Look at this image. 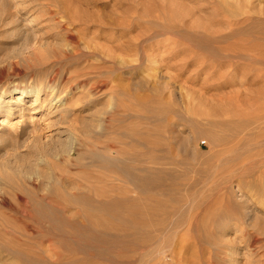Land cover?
<instances>
[{"label": "rangeland", "instance_id": "374dc122", "mask_svg": "<svg viewBox=\"0 0 264 264\" xmlns=\"http://www.w3.org/2000/svg\"><path fill=\"white\" fill-rule=\"evenodd\" d=\"M142 155L160 162L123 180ZM76 180L99 196L65 217L92 214L119 264H264V0H0L2 247L81 264L69 239L21 228L26 200L47 210L40 196Z\"/></svg>", "mask_w": 264, "mask_h": 264}, {"label": "bare ground", "instance_id": "6f19581e", "mask_svg": "<svg viewBox=\"0 0 264 264\" xmlns=\"http://www.w3.org/2000/svg\"><path fill=\"white\" fill-rule=\"evenodd\" d=\"M236 3H239V2H236ZM224 14V13H223ZM233 14V13H232ZM233 21V20H232ZM241 22V20L240 21H238V22H235L234 23V26H235V24H239ZM245 22V21H244ZM253 29V28H252ZM233 31V30H232ZM232 31H230V32H228V33H226V34H223L222 36L224 37V44L227 42V40H228V38H229V36L232 34ZM231 33V34H230ZM220 35V34H219ZM218 35V36H219ZM263 35V34H262ZM216 37V36H215ZM221 37V36H220ZM223 37H222V40H223ZM226 37V38H225ZM179 38H181V37H179ZM257 38V37H256ZM243 39V41H244V38H242ZM248 39L249 38H246L245 40L246 41H244V42H248ZM218 41V40H217ZM216 41V43H219V42H217ZM220 41V40H219ZM235 41V40H234ZM104 44V43H103ZM106 44V43H105ZM188 45L187 46H189L188 47V49H189V53L190 54H192L191 53V50H193V49H191V47L193 46L192 45V42H189V43H187ZM197 44V43H196ZM222 42L220 41V46L222 47ZM231 44H233V43H231ZM219 45V44H218ZM227 46V45H226ZM225 45H223V48L225 47V48H228V47H226ZM229 46V45H228ZM261 46V45H260ZM186 47V46H185ZM199 47V46H198ZM203 47V46H202ZM201 47V48H202ZM187 48V47H186ZM197 48V47H196ZM222 48V49H223ZM258 48V47H257ZM147 49V48H146ZM198 49H200V48H198ZM217 49L218 48H216V51H217ZM221 49V48H220ZM251 49V48H250ZM249 49V50H250ZM188 51V50H187ZM186 51V52H187ZM218 51H219V49H218ZM217 51V52H218ZM224 53H222V54H224V55H226L225 53H227V51H224V50H222ZM236 51H237V49H236ZM217 52H215V53H217ZM220 53H221V51H219ZM231 52V51H230ZM245 52V51H244ZM259 52V51H258ZM214 53V52H213ZM222 54H220L221 56H222ZM218 55V54H217ZM217 55L215 56V58L217 57ZM184 56H185V54H184ZM191 57V56H190ZM182 58V57H181ZM213 58V57H212ZM208 59V58H207ZM213 60V59H212ZM137 62V61H136ZM189 63V62H188ZM207 63V62H206ZM60 76V75H59ZM142 88V87H141ZM76 89V88H75ZM14 90L16 91V94L17 95H19V98H22V96L23 95H26L27 93H26V91L23 89V88H18V87H14L13 89H10L9 90V93H12V92H14ZM37 92V94L39 93V91L37 90L36 91ZM36 94V95H37ZM53 94V93H52ZM90 94V93H89ZM87 96H89L88 94H87ZM91 96V95H90ZM84 97H86V96H84ZM65 98H66V93L64 94V93H60L59 95H57V96H55V98L53 97V98H51V99H49L50 100V103L52 102H55V103H58V102H60V103H62L64 100H65ZM84 100H85V98H84ZM88 100V99H87ZM148 101V100H147ZM150 103V102H149ZM65 105V104H64ZM3 123H4V120H3ZM139 130V129H138ZM148 131V130H147ZM139 132V131H138ZM144 131H142L141 130V133H143ZM135 133V132H134ZM133 133V134H134ZM138 135V134H137ZM141 135V134H140ZM142 136V135H141ZM147 136V135H146ZM157 136V135H156ZM138 137L140 138V136L138 135ZM153 137V136H152ZM144 138H146L145 136L143 137V139L142 138H140V139H142L141 141H143V142H145L144 144H148L149 143V141H151L150 139H145L144 140ZM151 138V137H150ZM157 138V137H156ZM138 139V138H137ZM156 140V139H155ZM153 141V140H152ZM151 141V142H152ZM157 141V140H156ZM142 142V143H143ZM158 142V141H157ZM160 142V141H159ZM80 141H79V138L77 137V136H75V135H70L69 136V138H68V141H67V144L65 145V147H64V149H63V151L61 152V155L63 154L64 155V159L66 160V161H71L72 160V158H73V155L78 151V147L80 146ZM153 143H155V141L153 142ZM152 143V144H153ZM157 145V144H156ZM133 146V145H132ZM158 146V145H157ZM136 148V147H135ZM137 148H142V147H137ZM149 148H151V147H149ZM153 148V147H152ZM147 153V152H146ZM60 154V153H59ZM58 154V155H59ZM58 155H57V157H58ZM156 155V154H155ZM63 157V156H62ZM96 158H99V159H102V161H103V158H102V156H100V155H96L95 156ZM142 157H143V155H142ZM142 157H140V159L142 158ZM150 157V156H149ZM149 157H147V158H149ZM152 157V156H151ZM60 158V157H59ZM147 158L146 159H144V157H143V160H147ZM159 158V157H158ZM158 158H156V156L154 157H152V158H150V160H147V161H145V164L144 165H140V162H139V164H137L138 166H134V167H129V166H123L122 167V169H121V171L120 170H118V171H120V172H123L124 173V175H123V177H122V179L123 180H125L126 182H128V183H132V182H134V183H136V185H138V183L134 180H132V178L130 177L131 175V172H132V170L134 171V170H136V171H138V172H142V171H145V172H148V171H151V167L149 166V165H151V164H149V165H146V164H148V163H156V161H158L159 159ZM57 159V158H56ZM154 159H157L156 161L154 160ZM60 160V159H59ZM59 162V161H58ZM65 162V161H64ZM107 164H109V165H111V166H113V164H114V162H113V160L112 159H107L106 158V161H105ZM158 162H160V161H158ZM61 163V162H60ZM84 166V165H83ZM60 171H62V170H60ZM152 172V171H151ZM62 173L63 172H61V174H60V172L58 173V176H56V177H58L59 179H62L63 178V175H62ZM157 174V173H156ZM146 178V177H145ZM64 179V178H63ZM76 179H78V178H76ZM74 180V179H73ZM82 180V179H81ZM144 180V179H143ZM146 181L147 180H149V179H145ZM76 181H78V180H76ZM147 182H151L150 180L149 181H147ZM80 181H78V182H75V186H73L74 187V191L72 192V194H69V196L70 195H72L71 197H69L68 196V194H67V196H66V194L65 195H63L62 194V192H60L59 190H58V188H55L54 186H53V188L52 189H47L46 190V194L44 195V196H40L41 197V199L42 200H44V205L47 207L46 209L47 210H44L43 208V211H41V210H37L36 208H35V206L34 205H32V204H30V201L29 200H26V203H25V209L23 210V214H22V216H23V219H25L24 221H23V219H21L22 221H23V224L21 223V228L25 231L26 230V233H27V229L31 226V228H33L34 227V229H31V230H35L36 229V231L37 232H39V233H41L42 235H44V236H47V237H50V236H52V237H57V236H59V237H62V238H67V239H69L71 242H72V248H70L71 249V251H76V252H81L80 254H84L83 256H85V257H83V259L80 261L81 262V264H95L94 262H96L97 261V263H100V261L98 262V260H100L101 259V261L102 262H106V264H119V261H116V259H112L115 255L114 254H112L113 255V257H111L112 255H109V256H103L104 255V251L102 250V249H100V247H101V242H102V236L100 237L99 236V234H98V232L97 231H99V230H97V229H95V227L97 226V223H96V220H94L95 218H92L91 216H93L92 214H90L89 212H87V211H85V210H81V211H78L77 212V215H75L77 218H73V217H71V218H67V217H65V212H66V208H67V206H66V204H67V202H69V201H71V200H74L73 202H75V201H79V200H84V201H87V202H89V201H91L92 199L93 200H95L96 199V197H98L99 196V194H97V190H96V188H95V186H93L92 187V189H90L88 192H89V194H87V193H83V192H77L79 189V186H80ZM139 183H141V182H139ZM146 183V182H145ZM144 183V181H142V184H143V187L146 185ZM72 184V183H71ZM142 184H141V186H142ZM148 184V183H147ZM150 184V183H149ZM148 184V185H149ZM74 185V184H73ZM103 185V184H102ZM150 185H152V184H150ZM139 186V185H138ZM140 186V187H141ZM46 187V186H45ZM144 189V188H143ZM125 192V191H124ZM91 194V195H90ZM264 196V195H263ZM262 203V202H261ZM39 204V203H38ZM70 204V203H69ZM149 207V206H148ZM154 207V206H153ZM131 208V207H130ZM69 209V208H68ZM71 209V208H70ZM143 209V208H142ZM127 211H128V209H126ZM70 211V210H69ZM130 211V213H131V211L132 210H129ZM143 211H144V209H143ZM82 212V213H81ZM142 212V211H141ZM149 212V211H148ZM151 212V211H150ZM67 213V212H66ZM73 213V212H72ZM71 213V214H72ZM129 213V212H128ZM151 214V213H150ZM91 215V216H90ZM132 215V214H131ZM143 215V214H142ZM67 216V215H66ZM150 217V216H149ZM133 218V217H132ZM134 218H136V216L134 217ZM133 218V219H134ZM143 218V217H142ZM140 219H141V217H140ZM136 220V219H135ZM134 220V221H135ZM144 220H146V219H144ZM99 221V220H98ZM133 221V220H132ZM11 222V221H10ZM141 222V221H140ZM147 222V221H146ZM14 223V222H13ZM137 223V222H136ZM144 223V222H143ZM241 223V222H240ZM96 225V226H95ZM133 225V224H132ZM33 226V227H32ZM137 226V225H136ZM199 226V225H198ZM197 226V227H198ZM139 227V226H138ZM17 227H13V226H11L9 229H11L10 230V232L12 233V234H16V232H17V230L18 229H16ZM191 228V227H190ZM30 229V228H29ZM21 230V229H20ZM20 230H18V235L19 234H22L21 232H20ZM97 230V231H96ZM8 232V231H7ZM133 234V233H132ZM26 235V234H25ZM29 235V234H28ZM103 235V234H102ZM143 235H145V234H143ZM250 235V234H249ZM43 237V236H42ZM14 238L16 239V238H18L17 237V235H14ZM29 238V237H28ZM27 238V239H28ZM113 238H115V237H113ZM127 238H129V237H127ZM133 238V237H132ZM138 238V237H137ZM144 238V237H143ZM51 239V238H50ZM125 239V238H124ZM123 239V240H124ZM257 239V238H256ZM18 240V239H17ZM56 240V239H55ZM135 240L137 241V239H136V237H135ZM16 241V240H15ZM52 241V240H51ZM114 241V240H113ZM118 241V240H117ZM129 241V240H128ZM20 243L22 242V245L21 246H23V247H28L29 248V246H32L31 244H29L27 241H19ZM119 242V241H118ZM123 242V241H122ZM134 242V240L133 241H130V245L131 246H134V247H138V245L137 244H135V243H133ZM138 242V241H137ZM136 242V243H137ZM17 243H18V241H17ZM16 243V244H17ZM117 243V242H116ZM124 243V242H123ZM15 244V243H14ZM127 245V244H126ZM125 245V246H126ZM128 245H129V243H128ZM127 245V246H128ZM20 246V247H21ZM131 246H129V248L131 247ZM10 247V246H9ZM18 246L16 245V247H14V249H9V248H6L5 246H3L2 247V241L0 242V264H30L28 261H26V260H23L22 261V259H21V257L19 256V253H21V249H15V248H17ZM19 247V248H20ZM22 248V247H21ZM32 248H34V247H32ZM127 249H129L128 247H126ZM131 248H133V247H131ZM31 249V248H30ZM65 249V248H64ZM104 249L106 250H109L110 252L111 251H114V250H117V249H115L114 248V250L112 249V248H105L104 247ZM130 250V249H129ZM27 251H29V250H25V252H27ZM108 251V252H109ZM120 251V250H119ZM131 251V250H130ZM24 252V251H23ZM115 253V252H114ZM31 254V253H30ZM110 254V253H109ZM117 255L119 256V254H118V252H117ZM126 255H127V253H126ZM102 256V257H101ZM116 257V256H115ZM114 257V258H115ZM128 257V256H127ZM132 258V257H131ZM85 259V260H84ZM120 259V258H119ZM83 261V262H82ZM122 261H124V259H122ZM20 262H23V263H20ZM103 264V263H102ZM124 264V263H123ZM134 264V263H133Z\"/></svg>", "mask_w": 264, "mask_h": 264}]
</instances>
